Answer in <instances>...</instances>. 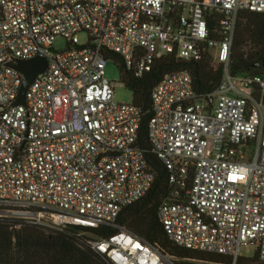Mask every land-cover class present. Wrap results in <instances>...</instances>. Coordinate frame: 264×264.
Masks as SVG:
<instances>
[{
	"label": "built area",
	"instance_id": "1",
	"mask_svg": "<svg viewBox=\"0 0 264 264\" xmlns=\"http://www.w3.org/2000/svg\"><path fill=\"white\" fill-rule=\"evenodd\" d=\"M242 13L264 14V0H0V218L113 228L86 242L111 264H178L117 224L155 173L137 144L142 109L116 100L104 52L142 78L162 57L210 51L224 67L212 95L199 97L187 71L151 94L148 142L171 188L157 218L179 248L232 264L252 248L264 263V74L229 72ZM34 58L48 68L13 106L23 76L11 65Z\"/></svg>",
	"mask_w": 264,
	"mask_h": 264
},
{
	"label": "trees",
	"instance_id": "2",
	"mask_svg": "<svg viewBox=\"0 0 264 264\" xmlns=\"http://www.w3.org/2000/svg\"><path fill=\"white\" fill-rule=\"evenodd\" d=\"M213 28V22H209ZM218 37V35H213ZM105 59L114 63L121 82L133 95V103L142 109V122L138 146L143 151L148 167L155 173L149 192L136 204L123 209L117 224L143 242L157 248L163 255L178 264H232V260L218 255L182 249L166 236L157 218V211L166 196L171 193L169 173L151 152L148 142V124L152 117L151 94L167 75L180 71L191 74L194 90L199 97L212 95L219 88L224 67L215 63L212 53L206 51L198 62H184L166 56L155 61L151 72L136 78L127 70L119 55L105 51ZM264 61V14H240L231 52L229 72L231 76L264 74L255 69ZM82 234L80 237L79 234ZM116 233L113 228L87 230L71 227L64 232L47 233L37 226L19 219L0 218V264H111L104 256L93 252L86 242L91 238H106ZM237 264H264L258 255L240 257Z\"/></svg>",
	"mask_w": 264,
	"mask_h": 264
},
{
	"label": "water",
	"instance_id": "3",
	"mask_svg": "<svg viewBox=\"0 0 264 264\" xmlns=\"http://www.w3.org/2000/svg\"><path fill=\"white\" fill-rule=\"evenodd\" d=\"M11 66L23 76V82L13 106H25L29 88L47 70L48 62L44 58H34L33 60L19 61L16 65ZM259 67L264 69V61L260 65H256L255 69Z\"/></svg>",
	"mask_w": 264,
	"mask_h": 264
},
{
	"label": "rangeland",
	"instance_id": "4",
	"mask_svg": "<svg viewBox=\"0 0 264 264\" xmlns=\"http://www.w3.org/2000/svg\"><path fill=\"white\" fill-rule=\"evenodd\" d=\"M79 40L81 43H85L86 42V35H84V34L79 35ZM65 47H66V43L62 39H57L54 42L55 51H63L65 49ZM31 60H33V59H31ZM105 77L109 82H113V83L118 84L116 89H115L116 100L118 102L124 103V104L133 103L132 93L127 88H122L121 86H119V84H121L122 82L120 79L119 70L114 63L107 62ZM42 230H44V229H42ZM44 231L47 233H55V232H52L49 230H44ZM253 255H254V250L252 248H245L241 251L242 257L251 258V257H253Z\"/></svg>",
	"mask_w": 264,
	"mask_h": 264
},
{
	"label": "flooded vegetation",
	"instance_id": "5",
	"mask_svg": "<svg viewBox=\"0 0 264 264\" xmlns=\"http://www.w3.org/2000/svg\"><path fill=\"white\" fill-rule=\"evenodd\" d=\"M257 70H259V69H263V67H259V68H256Z\"/></svg>",
	"mask_w": 264,
	"mask_h": 264
}]
</instances>
